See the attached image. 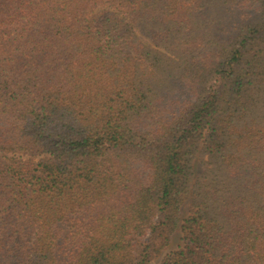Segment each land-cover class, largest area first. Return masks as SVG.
Returning a JSON list of instances; mask_svg holds the SVG:
<instances>
[{
	"label": "trees",
	"instance_id": "16d2710c",
	"mask_svg": "<svg viewBox=\"0 0 264 264\" xmlns=\"http://www.w3.org/2000/svg\"><path fill=\"white\" fill-rule=\"evenodd\" d=\"M190 195L162 264H264V0H0V264H152Z\"/></svg>",
	"mask_w": 264,
	"mask_h": 264
},
{
	"label": "rangeland",
	"instance_id": "374dc122",
	"mask_svg": "<svg viewBox=\"0 0 264 264\" xmlns=\"http://www.w3.org/2000/svg\"><path fill=\"white\" fill-rule=\"evenodd\" d=\"M203 171H204V166H203V162H202V156L200 153H198L196 155V158L194 161V179H193L194 183L197 182V180L200 178ZM191 206H192V195H190L188 197L187 201L185 202V204L182 208V212H181V216H180V220H179V225H178V230L174 234L170 246L155 261H153L152 264H162L164 258L169 253L177 250V248L183 244V241H182L183 234L180 230V226L182 224V221L188 217Z\"/></svg>",
	"mask_w": 264,
	"mask_h": 264
}]
</instances>
